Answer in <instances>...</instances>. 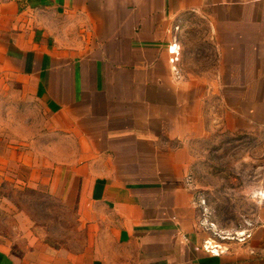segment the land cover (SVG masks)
Here are the masks:
<instances>
[{"label": "crops", "instance_id": "0c3cea01", "mask_svg": "<svg viewBox=\"0 0 264 264\" xmlns=\"http://www.w3.org/2000/svg\"><path fill=\"white\" fill-rule=\"evenodd\" d=\"M2 89L48 116L65 158L18 164L82 244L4 231L0 264H264V203L211 255L186 183L195 139L264 133V0H0Z\"/></svg>", "mask_w": 264, "mask_h": 264}, {"label": "rangeland", "instance_id": "374dc122", "mask_svg": "<svg viewBox=\"0 0 264 264\" xmlns=\"http://www.w3.org/2000/svg\"><path fill=\"white\" fill-rule=\"evenodd\" d=\"M47 117L34 100L15 90H0V158L8 163L0 168V232L12 241L67 251L82 244L71 210L38 190L34 172L18 164L65 158L50 155L58 138L47 129ZM193 150L191 188L201 232L211 248L224 250L248 235L260 205L252 193L264 184V133L231 136L209 131L194 140Z\"/></svg>", "mask_w": 264, "mask_h": 264}, {"label": "built area", "instance_id": "2783aa9c", "mask_svg": "<svg viewBox=\"0 0 264 264\" xmlns=\"http://www.w3.org/2000/svg\"><path fill=\"white\" fill-rule=\"evenodd\" d=\"M168 53L173 56L171 58L172 61H176V56H177V49L175 47V44H172L170 47L167 49ZM187 185H191V180L188 178L186 181ZM252 198L257 202V204H262L264 203V184L260 185L253 193H252ZM202 249L211 254V255H218L222 253L224 250L218 247L217 245L212 248H210V244L207 241H204L202 245Z\"/></svg>", "mask_w": 264, "mask_h": 264}, {"label": "bare ground", "instance_id": "6f19581e", "mask_svg": "<svg viewBox=\"0 0 264 264\" xmlns=\"http://www.w3.org/2000/svg\"><path fill=\"white\" fill-rule=\"evenodd\" d=\"M243 234H244V231H240V232H238L237 235L241 237V236H243ZM210 248H211V247H210Z\"/></svg>", "mask_w": 264, "mask_h": 264}]
</instances>
